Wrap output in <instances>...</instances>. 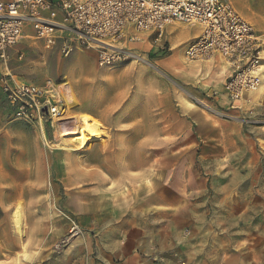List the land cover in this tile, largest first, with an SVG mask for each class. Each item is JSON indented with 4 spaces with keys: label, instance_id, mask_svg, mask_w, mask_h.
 <instances>
[{
    "label": "rangeland",
    "instance_id": "1",
    "mask_svg": "<svg viewBox=\"0 0 264 264\" xmlns=\"http://www.w3.org/2000/svg\"><path fill=\"white\" fill-rule=\"evenodd\" d=\"M223 1L258 33L264 31V0ZM198 31L197 25L172 24L158 44L144 36L125 45L141 60L130 57L103 68L97 66L93 49L65 55L58 45L47 48L31 37L7 51L6 61L0 60V74L6 66L19 80L40 85L49 81L65 101L64 115L52 124L43 122L40 132L13 119L0 88V166L10 165L11 173L22 178L42 175L46 186L56 188H46L36 197H0V210L8 211L0 215L7 217L10 243L20 246L9 264L28 263L26 242L33 222L41 227L51 224L53 231L46 239L53 241L64 225V213L91 236L95 226L106 231L103 246L106 253H115L109 257L112 264L124 258L128 264H146V259L156 264L153 256L158 252L150 238L162 230L172 245L167 253L176 264H264V204L249 213L247 232L233 230L238 233L231 241L224 236L226 228L214 231L209 226L215 220L225 224L228 218L226 213L210 212L207 178L213 173L235 176L246 172V164L255 175H264V66L256 89L230 97L231 68L226 60L190 62L183 57L184 46ZM262 49L259 66L264 65V45ZM82 114L101 123L102 134L84 149H57L69 144L73 134L61 133L76 129ZM216 142L225 145H212ZM241 142L249 147L242 155ZM152 195L169 205H153ZM49 244L41 236L32 252L49 251ZM62 249L68 257L59 264L96 260L90 240L57 251Z\"/></svg>",
    "mask_w": 264,
    "mask_h": 264
},
{
    "label": "built area",
    "instance_id": "2",
    "mask_svg": "<svg viewBox=\"0 0 264 264\" xmlns=\"http://www.w3.org/2000/svg\"><path fill=\"white\" fill-rule=\"evenodd\" d=\"M175 23L199 27L183 49V57L201 62L221 57L231 68L229 96L256 89L260 78L254 67L261 59L264 31L258 33L228 1L223 0H0V60L24 37L45 47L58 45L61 53L85 48L95 51L98 67H108L132 57L126 44L144 36L159 43ZM30 27V35L26 28ZM57 85L19 80L7 67L0 74V88L13 118L43 132V122L59 120L65 112ZM68 232L54 244L59 249L82 237L83 229L67 215ZM156 264L161 258L155 257Z\"/></svg>",
    "mask_w": 264,
    "mask_h": 264
},
{
    "label": "crops",
    "instance_id": "3",
    "mask_svg": "<svg viewBox=\"0 0 264 264\" xmlns=\"http://www.w3.org/2000/svg\"><path fill=\"white\" fill-rule=\"evenodd\" d=\"M30 31L31 30L29 29L27 30L26 28V35L27 34L30 35L31 33ZM213 58H216V56ZM262 66L264 65H261V68ZM215 113L221 116L224 115L218 112ZM223 117L229 118L230 116L224 115ZM135 131L136 129L133 128L130 129V132H135ZM144 131L148 132V128H146ZM217 144L223 145L224 143L216 142L212 145H215L217 147ZM239 144L242 149L241 152L242 155L243 152L247 151L249 147L245 146L243 142ZM206 156H210V155L206 154ZM205 163L206 161L203 162V164ZM4 166H6V163L0 166V197L2 198V200L3 198L5 197L8 198L10 196L36 197L41 195L43 190H46V188H48L49 191L56 189L54 188V186H51L50 183H48V186H46V180L42 175L36 177L32 174H29L28 178L26 177L22 178L20 175L18 176L16 174L11 173L12 171H14V169L9 167L10 165L7 166L8 169ZM245 170L246 172L245 171L238 172V174L235 176L228 175L225 178H220L219 175H213L214 173L207 176V178L210 179V185H211V189H210L211 193L208 195L210 212L226 213V218H228L225 224H221L220 221L215 220L209 226L214 231L220 230V228L223 227L226 228L227 234L224 236L229 235V237L232 238L231 241L233 240V238H235L236 236L235 234L238 233V231H233V230L241 229L247 232L248 221L250 219L249 213L253 211L258 212L259 203L264 204V175H262L261 173L255 175L254 171L249 170L247 164L245 166ZM4 171H8V172H4ZM63 192L65 194L66 190L63 189ZM205 192L206 191L202 190L200 191V194H205ZM150 198L152 199L153 205L162 206V207L169 205L168 201H164L162 197H158L157 195H152ZM251 198H254V200L252 201ZM203 201L206 202V199H204ZM27 208L28 209H26L25 211L30 212L31 211L30 207ZM34 208L35 207L33 205L31 209ZM260 210L261 209H259V211ZM0 211H2L4 214L8 212L6 210L3 211L2 209ZM38 211L39 209L36 212ZM236 212L237 214L239 213L240 214L238 216H235V218L231 219L228 216V213H231L232 215L235 214ZM64 214H65L64 225L59 227L61 229V232L57 233V238H55L53 241L46 239L48 238V236L51 237V233L53 231L52 230L53 227H51V224L48 226L46 225L44 227L43 226L41 227L37 222H33L35 223L34 226H32L33 229H30V231L28 232V234H31V236L27 242L24 241L26 242V246L28 247V249H30V258L26 260L28 261V263L26 262L25 264H59V260L61 258L68 257L66 254L67 250L62 249L60 251H57L61 248H64L65 246L59 249L53 248L54 244H56L68 232L69 229V223L66 220L67 213ZM6 218H7L6 216L0 215V264H9L8 262L9 257L13 258L15 257V254L20 253L19 244H17L16 246V244L13 245L10 243V239H9L10 233L7 225L8 222H6ZM57 227L58 226L56 225L54 226V228ZM80 227L84 231L83 236L73 239L70 242V246L84 244L86 240L87 241L90 240L91 244L95 245L96 260L90 258L88 261L91 264H112L109 257L114 256L115 253H106L105 246H103V244L106 242V239H104L103 234L106 231L102 232L103 230L101 229V227L95 226V228L97 229L95 231L96 233L91 229H89V231L94 232L93 236H91V232L89 233L85 232L84 226H83L84 228L82 227V225ZM159 233L160 234H152V237L150 238L152 240L153 246L156 247L155 249L158 252L154 254L153 257H159V258L162 257L163 264H176L171 258L172 255L167 253L168 248L170 247L171 244H168V241H165L166 232L162 230ZM41 236L45 238L46 244L47 242L48 244L50 243L49 246L51 247V249L49 251H43L39 255H37L32 251L37 246L38 238ZM210 237H212V234H210ZM21 260L23 261L24 258H21ZM145 261L147 262L146 264H151L150 262L148 263L147 259ZM128 263H129L128 258H124L122 262H119L117 264H128Z\"/></svg>",
    "mask_w": 264,
    "mask_h": 264
},
{
    "label": "bare ground",
    "instance_id": "4",
    "mask_svg": "<svg viewBox=\"0 0 264 264\" xmlns=\"http://www.w3.org/2000/svg\"><path fill=\"white\" fill-rule=\"evenodd\" d=\"M132 54H133L131 57L132 60L142 59V57H140L137 53L134 52ZM260 68H261V65L260 66L259 64L256 65L254 67L255 73L260 72L259 70ZM76 122L78 123V127L76 129L74 128L72 131H65L61 133V135L73 134L71 139L69 138L70 140L67 138V140H69V144L58 145L57 149L71 150V151L81 150V149H84L86 146H88L90 142H92L96 137H99L102 134L101 123L99 124L98 122L92 120L88 115H85V114L80 115L79 119L76 120Z\"/></svg>",
    "mask_w": 264,
    "mask_h": 264
},
{
    "label": "water",
    "instance_id": "5",
    "mask_svg": "<svg viewBox=\"0 0 264 264\" xmlns=\"http://www.w3.org/2000/svg\"><path fill=\"white\" fill-rule=\"evenodd\" d=\"M224 116V115H223Z\"/></svg>",
    "mask_w": 264,
    "mask_h": 264
}]
</instances>
